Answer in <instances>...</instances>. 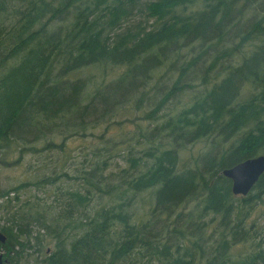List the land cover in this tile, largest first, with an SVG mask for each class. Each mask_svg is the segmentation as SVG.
<instances>
[{"label":"trees","instance_id":"obj_1","mask_svg":"<svg viewBox=\"0 0 264 264\" xmlns=\"http://www.w3.org/2000/svg\"><path fill=\"white\" fill-rule=\"evenodd\" d=\"M16 151L50 156L0 191L4 264L47 238L45 264H264V174L246 196L222 174L264 154V0H0V162Z\"/></svg>","mask_w":264,"mask_h":264},{"label":"rangeland","instance_id":"obj_2","mask_svg":"<svg viewBox=\"0 0 264 264\" xmlns=\"http://www.w3.org/2000/svg\"><path fill=\"white\" fill-rule=\"evenodd\" d=\"M171 83V82H169ZM172 106V105H171ZM144 123L145 121H139ZM131 132L134 131V125L131 123H124L122 126L119 125H112L109 126L107 129V135L112 136L115 138H119L124 132L129 130ZM105 130V126H101L100 128H95L91 132H94L95 135L101 134ZM56 141H61V137L57 136L55 138ZM99 139L94 136L89 137H78L67 140V147L70 151L71 155L80 156L79 154H84L87 148L93 146L94 142H98ZM191 153L198 154L200 152H205V145L202 143H197L191 145L190 149ZM122 153V152H121ZM184 155L188 156L187 152L183 153ZM56 151L52 155L53 157L56 156ZM47 154L43 156H37L33 154H27L21 161H18V153L17 151L10 157H8L4 162H0V191L1 190H9L19 186L20 184L27 182V181H34L38 174H42V171L39 170L45 165V161H48ZM2 156L0 155V158ZM69 166H67V169ZM66 186L70 185V181L65 182ZM53 192V191H52ZM39 194L44 197V193L42 191H37L34 189H24L20 192V199L23 201L25 198L29 196H33L34 194ZM12 198L16 197L15 194L10 195ZM145 203V202H144ZM151 209L150 207H140L136 213V217L140 220L146 221L148 218V214H150ZM255 217L258 216V221L254 225V227L258 226L264 220V204L259 203L258 208L255 211ZM255 219L254 217L249 219L250 221ZM5 224V217L2 212H0V226ZM45 247L43 252H38L37 247H31L27 249L22 248V256L23 258L17 264H45V260L48 257V254L54 249L55 240L51 238H47L45 241ZM2 261L4 263L3 254Z\"/></svg>","mask_w":264,"mask_h":264},{"label":"water","instance_id":"obj_3","mask_svg":"<svg viewBox=\"0 0 264 264\" xmlns=\"http://www.w3.org/2000/svg\"><path fill=\"white\" fill-rule=\"evenodd\" d=\"M222 174L231 179L232 191L235 195L246 196L264 174V154L226 168L222 171ZM5 241L6 236L0 233V242Z\"/></svg>","mask_w":264,"mask_h":264},{"label":"bare ground","instance_id":"obj_4","mask_svg":"<svg viewBox=\"0 0 264 264\" xmlns=\"http://www.w3.org/2000/svg\"><path fill=\"white\" fill-rule=\"evenodd\" d=\"M0 233L4 234L2 231H0ZM4 235H5V234H4ZM5 236H6V235H5ZM0 258H1V259H0V263H1V264H4L3 261H2V255H0Z\"/></svg>","mask_w":264,"mask_h":264},{"label":"flooded vegetation","instance_id":"obj_5","mask_svg":"<svg viewBox=\"0 0 264 264\" xmlns=\"http://www.w3.org/2000/svg\"><path fill=\"white\" fill-rule=\"evenodd\" d=\"M2 243V242H1ZM6 259V258H5Z\"/></svg>","mask_w":264,"mask_h":264}]
</instances>
